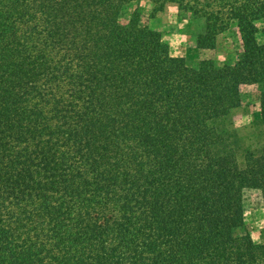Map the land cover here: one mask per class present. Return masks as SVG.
<instances>
[{
	"label": "trees",
	"instance_id": "trees-1",
	"mask_svg": "<svg viewBox=\"0 0 264 264\" xmlns=\"http://www.w3.org/2000/svg\"><path fill=\"white\" fill-rule=\"evenodd\" d=\"M125 1L0 0V264H264L234 235L264 147L240 164L228 129L249 85L264 125V0H148L199 48L236 25V61L197 68Z\"/></svg>",
	"mask_w": 264,
	"mask_h": 264
},
{
	"label": "rangeland",
	"instance_id": "rangeland-1",
	"mask_svg": "<svg viewBox=\"0 0 264 264\" xmlns=\"http://www.w3.org/2000/svg\"><path fill=\"white\" fill-rule=\"evenodd\" d=\"M157 3L148 0H129L118 7V21L126 24L131 13L135 10L141 13L140 24L148 25L161 34L169 55L182 58L187 66L197 68L202 59H210L218 67L224 64L232 65L237 57L239 46L238 29L234 23L215 36L212 48L197 47L196 36L203 30V20L200 18H183L176 3L167 2L161 10ZM258 28L256 40L264 43V18L256 22ZM243 102L234 107L228 116L230 139L240 147L237 158L241 164L242 158L238 153L244 149L257 151L264 147V125L260 119L259 99L254 86H243ZM241 224L234 230L238 238L246 237L256 245L264 244V209L258 190H249L243 195L241 203Z\"/></svg>",
	"mask_w": 264,
	"mask_h": 264
}]
</instances>
